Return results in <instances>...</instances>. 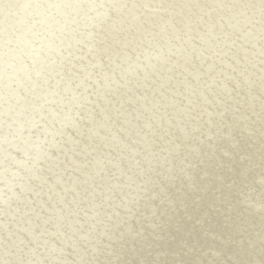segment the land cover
Instances as JSON below:
<instances>
[{
    "label": "rangeland",
    "instance_id": "obj_1",
    "mask_svg": "<svg viewBox=\"0 0 264 264\" xmlns=\"http://www.w3.org/2000/svg\"><path fill=\"white\" fill-rule=\"evenodd\" d=\"M125 1L0 0V264H264V0Z\"/></svg>",
    "mask_w": 264,
    "mask_h": 264
},
{
    "label": "bare ground",
    "instance_id": "obj_2",
    "mask_svg": "<svg viewBox=\"0 0 264 264\" xmlns=\"http://www.w3.org/2000/svg\"><path fill=\"white\" fill-rule=\"evenodd\" d=\"M92 1H95V0H92ZM139 1H142V0H139ZM158 1H162V0H158ZM173 1V0H172ZM183 1V0H182ZM184 1H186V0H184ZM188 1V0H187ZM194 1H197V0H191V4L194 2ZM126 2H127V0L122 4V8H124L125 7V5H126ZM154 2V1H153ZM152 2V3H153ZM163 2V1H162ZM168 3V2H167ZM190 3V2H189ZM196 3V2H195ZM194 3V4H195ZM156 4H158L157 3V0H156ZM191 4H190V6H188L187 4H185V5H187L188 7H185V8H183V10L182 11H180V13H179V16L177 15V17H182V15H184L185 14V12L186 11H189V9L192 7L191 6ZM168 5H170V4H168ZM76 4L74 5V2L72 3V5L70 6V10H74V9H76ZM94 6H95V4H94V2H91V4H90V7H89V9H91V8H94ZM153 6V5H152ZM85 7H86V5H85ZM107 12H109L110 10H106ZM105 11V12H106ZM104 12V13H105ZM103 13V14H104ZM187 13V12H186ZM89 14V13H88ZM108 13H106V15H107ZM137 15V14H136ZM140 15L141 14H139V15H137L136 17L133 15V17H135L133 20H132V18H131V20H128V21H125L124 22V24H123V26L121 27V28H123L124 30L125 29H128V28H130L131 27V25L132 24H134V23H136L138 20H140L141 19V21H142V17L140 18ZM127 19V18H126ZM125 19V20H126ZM124 20V19H123ZM159 21L158 22H155V21H149L148 23H145V28L143 29V32H141L140 34L142 35V33L143 34H145V36H146V34H148L150 31H152V30H154L157 26H159V28H162V29H170V24L166 21V20H163V22H161V24H160V19H158ZM181 21V20H180ZM121 22H122V20H121ZM147 22V21H146ZM169 27V28H168ZM175 27V26H174ZM173 28V27H172ZM176 28V27H175ZM178 28V27H177ZM80 30V29H79ZM118 30H119V27H118ZM142 30V29H141ZM174 30V29H173ZM123 31V30H122ZM121 31V32H122ZM116 33V32H115ZM114 34V33H113ZM150 34V33H149ZM148 34V35H149ZM163 34V30H161L160 31V35H162ZM124 35V34H123ZM160 35H158V38H157V40H161L160 38H161V36ZM157 36V35H156ZM115 37V36H114ZM143 37V36H142ZM137 39V38H136ZM106 41V40H105ZM159 42V41H158ZM110 43H111V41H110ZM135 43H137V44H139L140 43V41L138 40V42H135ZM78 53H80V52H78ZM4 98H5V96H4ZM7 98H8V96H7ZM7 101H8V99H6ZM4 101H5V99H4ZM203 102V101H202ZM5 103V102H4ZM187 122V121H186ZM190 122H191V120H190ZM193 122H194V120H193ZM28 129L29 130H31V128L30 127H28ZM250 132V131H249ZM183 133V132H182ZM262 146H260V148H261Z\"/></svg>",
    "mask_w": 264,
    "mask_h": 264
}]
</instances>
